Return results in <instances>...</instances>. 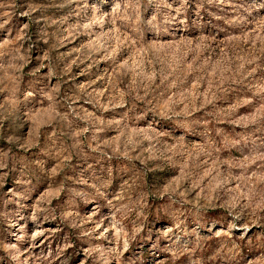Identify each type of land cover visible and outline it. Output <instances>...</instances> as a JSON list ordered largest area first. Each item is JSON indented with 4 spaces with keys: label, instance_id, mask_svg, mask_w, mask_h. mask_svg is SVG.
Returning a JSON list of instances; mask_svg holds the SVG:
<instances>
[{
    "label": "rangeland",
    "instance_id": "374dc122",
    "mask_svg": "<svg viewBox=\"0 0 264 264\" xmlns=\"http://www.w3.org/2000/svg\"><path fill=\"white\" fill-rule=\"evenodd\" d=\"M0 264H264V0H0Z\"/></svg>",
    "mask_w": 264,
    "mask_h": 264
}]
</instances>
